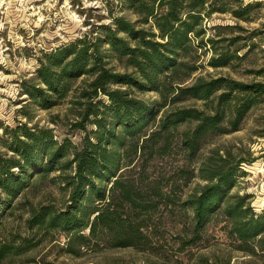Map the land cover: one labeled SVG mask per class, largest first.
I'll list each match as a JSON object with an SVG mask.
<instances>
[{
  "label": "trees",
  "instance_id": "1",
  "mask_svg": "<svg viewBox=\"0 0 264 264\" xmlns=\"http://www.w3.org/2000/svg\"><path fill=\"white\" fill-rule=\"evenodd\" d=\"M126 1L142 15L143 22L152 19L149 28H136L124 17H115L114 28L104 26L98 35L88 33L46 52L35 73L37 82L23 84L36 105L49 109L71 90L72 80L89 75L74 102L78 112L72 126L85 132L80 143L66 138L57 142L50 129L33 130L21 124L7 144L12 153L0 154V214L33 175L60 172L63 187L69 189L68 203L61 210L43 208L28 221L35 225L45 222L67 232V251L74 255L101 242L111 248L151 250L148 245L157 230L149 228L150 214L169 203L171 195L164 191L162 178L150 176L145 168L167 152L179 126L186 128L179 131L175 144L191 160L208 135L238 130L248 111L264 101V67L255 72L262 77L259 80L198 76L185 83L196 70L185 60L193 49L191 35L198 37L204 32L203 16L213 12L212 7L206 8L208 0ZM251 7L248 2L242 13ZM217 41L207 39L211 45ZM103 44L130 71L108 67ZM231 59L228 51L218 52L208 64L216 68ZM149 90L158 92L162 100H145L135 94ZM189 99L201 101L202 107L176 105ZM166 106L171 108L165 110ZM219 151L213 149L200 162L198 177L206 183L181 203L192 212V237L182 243H194L211 216L221 211L229 224L228 233L243 243L257 239L264 256V211L254 212L246 202L247 195L230 193L239 166L248 159ZM137 166L141 171L129 177ZM22 246L0 242V261L8 254L21 253ZM255 248L243 250L255 255Z\"/></svg>",
  "mask_w": 264,
  "mask_h": 264
},
{
  "label": "rangeland",
  "instance_id": "2",
  "mask_svg": "<svg viewBox=\"0 0 264 264\" xmlns=\"http://www.w3.org/2000/svg\"><path fill=\"white\" fill-rule=\"evenodd\" d=\"M248 2L252 4L251 9L242 13ZM210 7L213 12L202 20L204 32L198 37L191 35L193 49L191 57L185 60L195 65L196 70L185 83L198 76H225L241 81L261 79L255 72L264 67V0H208L206 8ZM233 11L242 14L235 16ZM118 16L133 22L136 28H149L152 22L151 18L143 22L142 15L126 0H0V154L12 153L7 150V144L16 126L21 124L33 130L48 128L57 142L66 138L73 144L80 143L85 132L72 126L78 112L74 102L89 75L72 80L71 90L49 109L36 105L24 92L23 84L37 82L35 73L46 52L88 33V36L98 35L104 26L114 28L113 20ZM210 37L218 41L211 45L207 42ZM101 48L108 67L118 72L130 71L108 45L103 44ZM227 51L232 56L227 65L214 68L208 64L211 56ZM135 94L145 100H162L154 90ZM201 103L189 99L176 105L201 108ZM170 108L166 106L165 110ZM183 128L186 125L175 131L174 143L167 152L156 156L145 168L150 176L162 178L166 184L164 191L171 195L169 203L150 214L149 228L157 230L148 245L151 250L111 248L101 242L88 249L81 248L74 255L67 251V232L50 228L45 222L29 223V218L41 209L61 210L68 203L69 189L63 187L60 172L55 170L33 175L29 185L1 212L0 242L22 244L24 250L8 254L0 264H264L257 239L243 243L231 236L221 211L211 216L194 243L183 245L182 241L192 237L189 232L192 212L181 206L206 183L198 177L200 162L213 149H220L219 153L228 150L248 159L239 166V175L230 193L247 195L246 202L254 212L264 211V136L261 135L264 101L248 111L238 130L208 135L191 160L175 144ZM16 133L22 134V131ZM140 168L137 166L129 172V177L137 176ZM253 246L257 249L255 255L243 250Z\"/></svg>",
  "mask_w": 264,
  "mask_h": 264
}]
</instances>
